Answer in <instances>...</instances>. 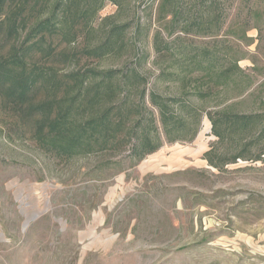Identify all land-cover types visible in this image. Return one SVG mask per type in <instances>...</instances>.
Returning <instances> with one entry per match:
<instances>
[{"label":"rangeland","instance_id":"1","mask_svg":"<svg viewBox=\"0 0 264 264\" xmlns=\"http://www.w3.org/2000/svg\"><path fill=\"white\" fill-rule=\"evenodd\" d=\"M142 9L131 5L120 12L106 1L74 40L58 45L70 57L57 69L118 67L133 60L129 49L136 45L148 57L143 71L152 89L155 25L147 29ZM126 21L125 52L82 55ZM260 29L247 32L246 58L238 63L254 81L251 94L231 101L239 114L264 113V25ZM154 89L165 97L182 93L178 81H156ZM187 98L194 112H182L184 126L171 134L146 102L160 147L140 161L132 144L59 161L16 128L0 102V264H264V162L255 160L264 152V137L252 131L219 141L207 114L231 102ZM209 151L215 163H225L222 170L208 165Z\"/></svg>","mask_w":264,"mask_h":264},{"label":"trees","instance_id":"2","mask_svg":"<svg viewBox=\"0 0 264 264\" xmlns=\"http://www.w3.org/2000/svg\"><path fill=\"white\" fill-rule=\"evenodd\" d=\"M106 1L120 12L131 5L143 7L144 25H155V80L178 81L181 97L159 94L156 81L149 88L143 71L148 57L136 45L129 49L133 60L121 66L60 73L56 65L70 56L58 52V45L74 40ZM263 16L260 0H0V102L16 128L59 161L124 150L129 144L140 161L160 147L156 117L147 101L164 132L171 134L184 126L182 112H194L188 96L202 101L221 97L226 104L251 94L254 81L238 63L246 58L242 47L250 44L247 32L260 29ZM129 27V21L113 25L99 45L82 55L100 59L125 52ZM190 86L192 91L185 92ZM228 105L207 114L219 141L247 137L252 131L264 137V113L239 114L233 102ZM212 155L209 151L204 159L222 170L225 163H215ZM263 155L255 160L264 162ZM236 158L241 156L231 162Z\"/></svg>","mask_w":264,"mask_h":264}]
</instances>
